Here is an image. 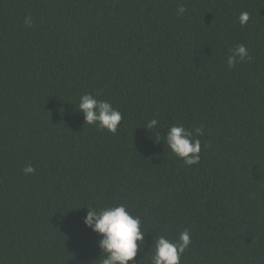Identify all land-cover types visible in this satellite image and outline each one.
<instances>
[{"label":"trees","instance_id":"16d2710c","mask_svg":"<svg viewBox=\"0 0 264 264\" xmlns=\"http://www.w3.org/2000/svg\"><path fill=\"white\" fill-rule=\"evenodd\" d=\"M0 264H264V0H0Z\"/></svg>","mask_w":264,"mask_h":264}]
</instances>
